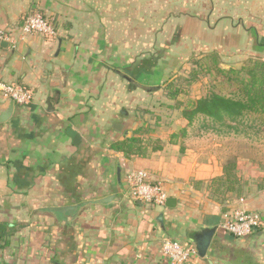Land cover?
I'll return each instance as SVG.
<instances>
[{"label":"crops","instance_id":"obj_1","mask_svg":"<svg viewBox=\"0 0 264 264\" xmlns=\"http://www.w3.org/2000/svg\"><path fill=\"white\" fill-rule=\"evenodd\" d=\"M237 1L230 0L229 16L213 25L196 16L188 28L200 39L211 32L224 37L229 55L264 60V8L253 13ZM171 7L169 0H0V26L17 39L15 48L0 45V85L17 83L33 93L31 103L16 105L0 124V223L11 228L9 243L0 242V264H169L162 241L195 244V232L205 227L216 228L206 257L189 264H264V129L191 136L189 126L203 114L184 110L181 133L173 121L172 130L158 126L145 134L159 140L145 155L127 157L111 147L133 135L145 144L138 131L149 124L137 109L153 102L160 85H152L162 74L147 54L139 58L133 32L154 30L155 15L161 16L158 29L183 31L187 22L178 13V27L172 25ZM35 9L53 22L55 37L20 39L17 27ZM231 162L239 180L253 183L241 196L226 188L231 199H215L213 180L223 178ZM135 169L149 171L176 206L131 198L127 174ZM112 194L111 205L82 208L70 227L42 210ZM240 198L263 224L235 237L219 224Z\"/></svg>","mask_w":264,"mask_h":264},{"label":"rangeland","instance_id":"obj_2","mask_svg":"<svg viewBox=\"0 0 264 264\" xmlns=\"http://www.w3.org/2000/svg\"><path fill=\"white\" fill-rule=\"evenodd\" d=\"M172 1L175 5H172L171 0H169V5L172 6L174 14L171 13L168 17H172V19L176 17V20L177 16L175 15L179 13L178 17L181 23L184 22L183 19L187 22V27L183 31H178L175 27H169L167 31L158 29L160 23L157 20L161 16L155 15L157 20L154 24V30L133 32L134 36L137 37V44L139 43L137 46V54H141L139 58L143 56L142 54H147L146 57H150L149 61H153L158 66L160 74H162V78L159 76L161 79H155L154 85H152L155 88V85H160V90L153 93V102H150L146 107L139 106L140 110L137 109L139 115L147 116L148 131H145V128L144 131H141V128L138 134L142 135V132H144L145 144L148 147L159 145V140L151 136H145V134L155 131L158 126L163 127L165 130H170V128L172 130L175 128L173 125L176 122L177 129L175 128V130H179L178 134L181 133L180 128L184 122L183 112L185 109H191L188 103L191 100H197V97L219 93L228 98L246 101L244 84L241 83L237 74H230L228 70L233 68V65L236 66L235 68H240L248 60H243V54L239 52L229 55V43L225 42L224 37L217 36L215 32H211L210 36L204 40L199 38L197 32L188 28L189 22L196 16H200L206 25H209V23L213 25L217 18L229 16L230 0H178L179 3L175 0ZM236 1L234 0V3ZM242 2L245 8L248 6L249 11L253 13H256L258 9L264 8V0H242ZM239 6L240 2L238 0L237 7ZM253 13L249 17L257 21L258 15ZM163 17L165 20L167 16ZM177 22L176 20L171 23L178 27ZM227 24L229 25V20ZM124 34L126 37L129 33L123 32ZM146 36L150 39H147L148 45L141 43L147 38ZM215 54L218 58L217 65L215 64ZM137 64L139 66L145 65L144 62ZM129 68H122V71H128ZM171 81L175 87H179L181 90L176 99H170L165 94V89L168 88L166 85ZM142 110H145L143 114ZM261 118L263 117L257 113H249L239 120L233 121L229 119L223 125L201 115L194 117L188 129L191 136L208 134L221 136L229 134V131L258 134L264 129V121ZM173 121L175 122L173 123ZM229 180L232 182L231 186L234 187L232 195L238 196L244 194L245 189L243 186L247 187L249 183H253V181L239 180L237 175L236 177L232 176ZM213 184L212 192L215 199L224 201L228 196L231 199L232 195L226 189L229 186L228 184H223L218 179L213 180Z\"/></svg>","mask_w":264,"mask_h":264},{"label":"built area","instance_id":"obj_3","mask_svg":"<svg viewBox=\"0 0 264 264\" xmlns=\"http://www.w3.org/2000/svg\"><path fill=\"white\" fill-rule=\"evenodd\" d=\"M20 39L26 40L32 34L53 38L56 35L55 25L44 13L35 9L27 13L17 27ZM7 42L15 48L17 39L13 37V31L0 26V45ZM0 91L6 98H12L16 105L23 106L33 100V93L21 84H1ZM127 192L134 200L150 205H165L168 194L161 182H153L150 173L146 169L131 170L127 174ZM263 224V218L257 211L251 210L240 198L231 209L224 214L219 227L235 237H243L251 234ZM161 254L169 264H189L193 258L199 257L196 244L182 243L174 239H164L161 243Z\"/></svg>","mask_w":264,"mask_h":264},{"label":"trees","instance_id":"obj_4","mask_svg":"<svg viewBox=\"0 0 264 264\" xmlns=\"http://www.w3.org/2000/svg\"><path fill=\"white\" fill-rule=\"evenodd\" d=\"M227 36L229 37V35ZM214 56L216 57V64L218 58L216 54ZM228 72L237 74L241 83L244 84L246 101L231 99L219 93H212L205 98L189 101L188 106L191 109H185V113L192 115L203 114L206 118L223 125L229 119L233 121L239 120L249 113L259 114L264 121V60L251 58L240 68H229ZM245 76L246 78H244ZM166 86L168 87L165 89L166 96L170 99H176L181 92L180 88L175 87L172 81L168 82ZM111 147L114 150L124 152L125 156L130 157L131 155H145L147 145L143 144V140L139 136L133 135L113 142ZM223 176V178H217L219 182L228 184L227 189L230 191L234 190V187L231 186L232 182L229 180L232 176L236 177L234 162L225 166V174ZM10 230L11 228L7 223H0V242H4V245L9 243Z\"/></svg>","mask_w":264,"mask_h":264},{"label":"water","instance_id":"obj_5","mask_svg":"<svg viewBox=\"0 0 264 264\" xmlns=\"http://www.w3.org/2000/svg\"><path fill=\"white\" fill-rule=\"evenodd\" d=\"M31 2L32 0H27L28 4H31ZM1 46H8V44L7 42H3ZM48 104H50V102H48ZM15 109L16 104L12 98H6L5 100L0 101V124L9 121L15 113ZM116 198L117 196L112 194L103 198L84 200L70 205L47 206L42 210L52 213L61 224L65 227H70L82 208L92 204L111 205ZM176 204L177 200L173 197H169L166 201L168 207H175ZM215 231V227H205L195 232L194 241L200 257H206ZM208 261L210 264H213L211 260ZM56 264L64 263L57 262Z\"/></svg>","mask_w":264,"mask_h":264}]
</instances>
